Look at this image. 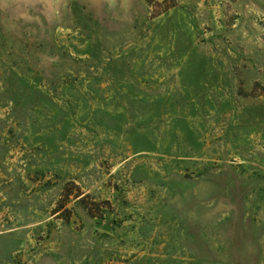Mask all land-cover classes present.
Returning a JSON list of instances; mask_svg holds the SVG:
<instances>
[{
	"label": "rangeland",
	"instance_id": "374dc122",
	"mask_svg": "<svg viewBox=\"0 0 264 264\" xmlns=\"http://www.w3.org/2000/svg\"><path fill=\"white\" fill-rule=\"evenodd\" d=\"M0 264H264V0H0Z\"/></svg>",
	"mask_w": 264,
	"mask_h": 264
},
{
	"label": "water",
	"instance_id": "95a60500",
	"mask_svg": "<svg viewBox=\"0 0 264 264\" xmlns=\"http://www.w3.org/2000/svg\"><path fill=\"white\" fill-rule=\"evenodd\" d=\"M102 228L106 231H109L111 229L109 224H104Z\"/></svg>",
	"mask_w": 264,
	"mask_h": 264
}]
</instances>
